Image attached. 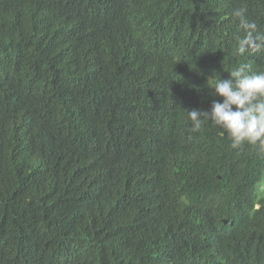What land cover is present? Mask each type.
Segmentation results:
<instances>
[{
	"label": "trees",
	"instance_id": "16d2710c",
	"mask_svg": "<svg viewBox=\"0 0 264 264\" xmlns=\"http://www.w3.org/2000/svg\"><path fill=\"white\" fill-rule=\"evenodd\" d=\"M264 0H0V264H264V155L206 122Z\"/></svg>",
	"mask_w": 264,
	"mask_h": 264
},
{
	"label": "clouds",
	"instance_id": "9594fccd",
	"mask_svg": "<svg viewBox=\"0 0 264 264\" xmlns=\"http://www.w3.org/2000/svg\"><path fill=\"white\" fill-rule=\"evenodd\" d=\"M243 35L236 37V52L245 57L264 53V32L246 9L237 8L232 13ZM231 79L223 80L214 75L208 80L213 96L209 111H186L191 121V131L200 132L206 122L223 130L233 150L242 151L245 145L264 155V71L252 72L247 62L239 64L230 72Z\"/></svg>",
	"mask_w": 264,
	"mask_h": 264
},
{
	"label": "rangeland",
	"instance_id": "374dc122",
	"mask_svg": "<svg viewBox=\"0 0 264 264\" xmlns=\"http://www.w3.org/2000/svg\"><path fill=\"white\" fill-rule=\"evenodd\" d=\"M262 194H264V181L261 183V185L257 188L256 191V198H259Z\"/></svg>",
	"mask_w": 264,
	"mask_h": 264
}]
</instances>
